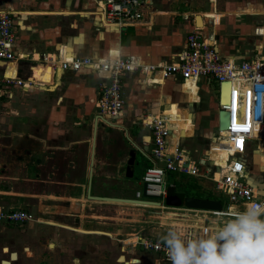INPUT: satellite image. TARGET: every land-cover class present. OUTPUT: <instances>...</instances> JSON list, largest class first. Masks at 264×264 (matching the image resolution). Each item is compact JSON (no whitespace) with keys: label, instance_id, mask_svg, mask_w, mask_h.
I'll use <instances>...</instances> for the list:
<instances>
[{"label":"crops","instance_id":"1","mask_svg":"<svg viewBox=\"0 0 264 264\" xmlns=\"http://www.w3.org/2000/svg\"><path fill=\"white\" fill-rule=\"evenodd\" d=\"M72 1L77 3L72 2L70 3L71 5L66 4L64 6L61 0H0V11H8L13 16L15 36L13 51L14 55H17L12 60L0 62V74L17 76L18 69H16V64H19L21 57H29L30 62L36 64V66H29V63L25 59H22L24 67L25 64L28 65V71H25L20 78H29L38 82L37 86L34 87H15L12 89V93L14 94L12 100L4 103L7 106H5L7 116H0V131L13 132L10 124H7L9 123L7 120L17 116L22 117V113L31 115L33 110H35V113H38L37 109L43 114L50 113L49 124H51V132H49V145L46 143V132L45 134L43 132H22V137L28 136L38 139L42 143L44 151L49 147L50 152L54 154L60 152L70 154L76 148L77 150L83 149L82 155L86 158V160L83 158L84 167L82 166L86 171L81 176H74L76 179L71 180L64 178L52 180L53 184L66 186L68 192L54 194L51 192V199H64L69 202V208L75 207L71 211H53L52 214L58 217L63 216L64 220L73 217V219L78 220L79 224L71 226L69 224L60 225L53 221L51 223L75 232L110 234L105 231L93 230L95 228L102 229L105 227L104 225H107L106 222L100 224V221L94 220L102 216L95 214L87 215L83 211L87 204L85 202L94 204L114 203L95 201L87 198L90 156L94 135L95 147L91 180V195L94 196L135 199L136 192L142 189L138 187L132 188L130 180L126 178L130 179L134 176L135 168L139 166L138 155L145 157L148 161L143 169V175L145 170L152 164V135L150 130L142 123L146 117L167 116L174 124L172 125L173 131L169 143L173 146H178V149L192 163L203 164L201 169L205 168V170L203 172L200 171L202 174H206L209 171L211 173L215 172L210 167H207L206 164L212 160L215 161V165L219 169L225 166L229 158V146H221L217 143L222 136L221 130H218V122L217 130L220 132V138L215 139L218 132L214 133L210 129L208 130L209 126L201 119L197 122V125L203 128V130L197 132L194 120L189 115L193 111L192 109L195 110L199 103L201 105L204 102L200 94L206 91L210 85H215V83L208 82L205 78H200L198 86L193 82H187L184 86H181L180 80L172 76L163 77L159 74L156 76V80L149 82L150 80H147L140 72H125L122 75L124 107L118 117L108 120L106 117H101L98 113V84L101 78L94 68L85 67L79 71L56 69L53 72L50 65L43 66L38 59L42 54H55L59 49H62L66 50L69 56L88 57L93 60H106L120 55L123 58L133 56L144 64L169 62L183 49L186 35L194 29L199 28L202 34L215 39L216 48L222 59H231L236 62L250 60L258 56L255 54L257 46L246 42H251V37L254 36L257 42L264 39V21L262 22L263 25H261V21L255 22L257 18L250 21V17L246 15H256L257 13L254 12V9H264V0L246 2L245 6L240 0L234 1L226 6V9H232L223 12L217 11V7L214 5L211 11L202 13L203 15L201 14L196 18L198 26L195 21H186L187 14L184 13V21L176 26L167 28L165 31L164 28L170 22L175 24V20L172 19L170 21L167 16H164V14L169 15L173 11L164 9L168 6L161 0H159L158 4L155 3L154 7L152 5L148 7V9L152 10L149 12L148 19L143 20V18L130 25L110 27L102 26L98 13H96L97 7L96 4L94 5V0ZM145 2H151V0H145ZM160 4L163 5V9L157 7ZM92 7L95 8V11H91ZM16 14L19 16H16ZM92 14L95 17L89 16ZM59 15H63V17L76 15L82 19H88V31L83 33L78 32L74 36L66 34L60 36L58 33L53 32L47 33L48 30L45 28L47 21L50 19L57 20V16ZM198 19H200L201 25H199ZM38 20L41 21L39 22ZM210 21L214 27L211 32H207V23ZM166 23L167 25H165ZM124 30H129L133 33L131 34L130 42L122 41ZM185 87L193 91L191 97L198 100V102L188 99L187 95L183 92V88ZM194 90H199L198 96H195ZM185 96L187 99L184 100L182 97ZM217 107L219 108V104H217ZM200 110L205 109L200 108ZM201 113L204 114L203 111ZM95 125L96 132H94ZM85 127L89 129L88 132H74L75 130H83ZM201 138L203 141H201ZM204 139L207 141L206 145L203 143ZM211 141L210 145L208 142ZM224 144L226 145L225 142H223ZM205 146L208 147L206 150H204ZM27 151L30 150L22 149V152ZM131 151L135 153V160L131 166L132 175H129L127 173V162ZM244 163L246 165L247 182L252 186H259L261 178L264 177V141L259 142L258 147L255 141L249 144ZM31 164V161L28 162L29 166H32ZM52 167L56 168L57 171L62 167L72 170L77 169L75 160L73 159H69L65 163V166H61L57 162L52 163ZM213 168L217 169L216 167ZM52 174L56 175L58 172H52ZM219 174L220 170L216 171V177ZM189 177H201L212 181L210 177H213V175L209 174L207 177L201 175ZM195 183L197 185L195 190L198 193L215 194V190L209 188L203 182L202 184L198 181ZM172 185L176 187L174 181ZM184 186L185 189L188 188L187 183ZM261 188L264 189V186ZM75 191H77V195L73 194ZM127 194H133L134 196H128ZM43 197V195L40 196V198ZM137 205L163 208L162 204L161 206ZM203 212L209 213L208 211ZM32 221L24 222L23 224L1 222V233L4 232V235L8 232L11 233L12 227L10 225L23 227L27 224L26 228L18 230L22 237V231L30 233L33 227L31 225ZM38 221L40 220L36 218V222ZM204 222L201 220V224ZM215 222L214 220V224L220 225V223ZM37 232L36 228L35 233ZM30 234H33V232ZM5 245L6 247H2V250L4 254L9 253V260H1V264L4 262H9L10 264H37V252L29 244H26L28 247L23 246L22 250L15 252H10L12 251L10 249L14 245L11 243L10 245L9 243H5ZM4 248H7L6 252ZM230 250L242 264H247L250 260H254L232 249ZM221 254H223V251ZM134 259L139 262H132ZM123 262L125 264H148L146 262L142 263V259L138 258H131L129 261H126L124 258ZM150 264L173 263L164 262L155 257Z\"/></svg>","mask_w":264,"mask_h":264},{"label":"built area","instance_id":"2","mask_svg":"<svg viewBox=\"0 0 264 264\" xmlns=\"http://www.w3.org/2000/svg\"><path fill=\"white\" fill-rule=\"evenodd\" d=\"M142 3V0L102 1L98 4L97 12L102 26H125L137 22ZM14 42L12 14L0 11V62L15 57ZM216 46L215 39L205 36L201 29L196 28L186 35L183 49L169 62L144 64L133 56L123 58L120 55L93 60L69 56L62 49L55 54H42L38 59L43 66L49 64L53 72L56 69L79 71L85 67L94 68L101 78L98 84V113L108 120L118 117L124 107L122 75L125 72H140L149 82L156 80L159 74L172 76L180 80L181 86L187 82L197 85L200 78L214 82L220 90L224 82L232 84V107L219 102V109L230 113V131L226 138L229 158L220 168L219 176L210 177L214 189L225 197L226 205L220 211L208 212L221 217L222 225L204 222L198 227L196 236L188 233L170 241L137 238L135 242L142 249L157 253L161 260L168 263L208 264L226 249L256 261L264 259V189L247 182L244 163L249 144L255 141L258 147L259 142L264 141V54L258 50L260 56L236 62L222 59ZM37 83L29 78L0 74V107L12 100L13 88H30L37 86ZM148 119L144 118L142 123L152 135V164L144 172L143 187L136 192L135 199L165 200L168 188L174 187L166 182L170 173L204 177L211 174L210 171L202 174L200 169L203 164L192 163L178 146L169 143L174 124L167 116ZM218 138L219 134L215 139ZM210 162L219 169L215 161ZM33 219V215L24 209H0V223L22 224Z\"/></svg>","mask_w":264,"mask_h":264},{"label":"rangeland","instance_id":"3","mask_svg":"<svg viewBox=\"0 0 264 264\" xmlns=\"http://www.w3.org/2000/svg\"><path fill=\"white\" fill-rule=\"evenodd\" d=\"M61 1H63L62 4L64 6L66 4L71 5L70 3L75 2L72 0ZM102 1L104 0H97V2H95V0L93 1L94 5L96 4L97 12L99 10L98 4ZM142 1L143 3L140 9L141 14L140 18L138 19L139 21L143 18V20L148 19L149 12L152 11L151 9H148V7H150V5L154 7L155 3L158 4L159 2V0H151V2H145V0ZM161 1L164 2L166 6H168L164 9L173 11L169 15L164 14V16H167L170 21L172 19L175 20V24L173 22H170L168 26L164 28L165 31L167 28L176 26L184 21V13L187 14L186 21H195L196 23V16L211 11L214 5L217 7V11L223 12L232 9H226V6L238 0H217V2L216 0ZM240 1H242L243 5L245 6L246 2L254 0ZM157 7L163 9L162 4L157 5ZM229 7L231 6L229 5ZM91 11H95V8L92 7ZM254 12H256L257 14H249L246 16L250 17V21H253V19L257 18L255 22L261 21V25H263L262 22L264 21V9L257 8L254 9ZM16 16L19 15L16 14ZM89 16L95 17L93 14ZM57 18V20L50 19L47 21V25L45 27L46 30H48L47 33L53 32L58 33V35L60 36L65 34L74 36L77 35L78 32L83 33L88 31V19H82L76 15H70L68 17L59 15L57 16ZM38 21L40 22L41 20ZM165 25H167V23ZM207 25L208 29L206 31L211 32L214 25L211 21L208 22ZM124 31L125 32L122 41L130 42V37L133 33L129 30ZM126 32L127 34H125ZM246 43H253L255 46H257V49L255 51L256 55H258L257 50H261V52L264 54V39H261L257 42L256 37L254 36L251 37V42ZM15 57H17V55ZM22 59H25L26 62L29 63V66H36V64L30 62L29 57H21L19 64H16V69H18L17 76L19 77H22L25 71H28V65L25 64L24 67ZM186 88L188 87L183 88V92L187 95L188 99L192 100L193 102H198V100L192 99L191 97L193 91ZM219 92L220 88L218 89L217 84L213 86L210 85V87L207 88L206 91L200 94L204 102L201 103V105L199 103L198 106H196L195 110L192 109L196 112H193L191 110L192 112H190L189 115L191 119L194 120L197 132L203 130V128L197 125V122L200 119L210 127H208V130L210 129L214 133L218 132L217 111L219 108L217 107V104H219ZM194 93L195 96H198L199 90H194ZM187 97L185 96L182 98H184L185 100L187 99ZM5 106L0 107V116H7V114L5 113L7 106ZM47 106L49 105L47 104ZM192 107L194 108V106ZM200 108L205 109L202 110L204 114L201 113L202 111L200 110ZM37 112L38 113H35V110H33L31 115L22 113V117L17 116L15 118L7 120V122H9L7 124H10L11 130L13 132H2V130L0 131V209L29 210L35 218L31 223L33 227L30 233L33 232V234L22 231L23 238L21 237V233H19L18 230H20L21 228H26L27 224H25V226L23 227H19L18 225H10L12 227V232H8L6 235H4V232L1 233L2 227L0 226V264L1 260H9V253L4 254L2 250V247H6L7 245H5V243H9V245L11 243L12 245H14V247L10 249L12 250L10 252L22 250L23 246L28 247L27 245L29 244L37 252V264H125L124 262H121L119 260L122 256L126 261H129L131 258H138L142 259V263L146 262L150 264V262L155 257H157L158 254L150 250H144L140 245H135L137 238H150L170 241L182 238L188 233H192L193 235L195 234L196 236V233L199 230L198 227L201 225V220H204L210 225H216L214 224L215 220L217 223H220V225H222L223 219L221 217L218 218L211 213L192 210L186 207L170 206L166 204V201L161 198H150L160 201L163 208L138 206L137 204L130 203L94 204L85 202L87 204L85 206V210L83 211L87 215L95 214L98 216H102L99 219H93L100 221V224H103V222H106L107 224L104 225L105 227L102 229L95 228L93 230L105 231L110 234H101L100 232L82 233L77 231L75 232L73 230L71 231L61 227L60 225L65 224L76 226L77 224H79V222L77 219H73V217H70V219L66 218L64 220L63 216L58 217L52 214L53 211L67 212L71 211V209H75V207L69 208V202L67 200L51 199V192H53V194L68 192L66 186L53 184L52 180L63 178L71 180L76 179L74 178V176H81L86 171L84 168H82V166L84 167L83 158L84 160H86V158L82 155L83 149H79V151L76 148L70 154L61 152L58 154H54L50 152L49 147L44 151L43 145L38 139H34L33 137L28 136L22 137V132H43V134H45L46 132V143L49 145V132H51V124H49L50 113L43 114L39 109H37ZM4 130L7 131V129L5 128ZM88 131L89 129L85 127L83 130H75L74 132ZM219 133L220 132H218V134ZM201 141H203V139ZM206 142L207 141L204 139V145H206ZM223 142H225L226 145H223ZM208 143L211 145L212 141ZM217 143L221 146H229L226 139L224 138L218 140ZM23 148L29 149L30 151L22 152ZM206 148L208 147L205 146L204 150H206ZM69 159L75 160L77 169L72 170L70 168L62 167L59 169V171H57L56 168L52 167V163L56 162L61 164V166H65V163ZM137 160L139 161V166H136L134 176L130 179H126L130 180V185L132 186V188L138 187L141 189L143 187L142 173L143 169L145 168V164H147L148 161L141 155L137 156ZM30 161L32 162V166L28 165V162ZM206 165L207 167L213 169L212 171H215L211 173L213 177H215L216 171L220 169H214L212 167V163H210L209 161ZM204 170L205 168L201 169L202 172ZM52 172H58V174L54 175L52 174ZM172 175L174 174H168L166 182L168 184H172L175 179L176 181H179L180 185L182 186L181 188H179L180 185L178 187L174 186V191H182L183 193H185L188 190L183 188L184 184H186L187 182L193 183L197 181L201 182V184L203 182L206 186L215 190L213 181L206 180L201 177H189L182 174H176L177 176H175V178L173 179ZM260 183L264 184V177L261 178ZM214 193L219 194V192H217L216 190L214 191ZM73 194L77 195L78 193L77 191H75V193ZM41 195H43L44 197L40 198ZM127 195L132 197L134 196L133 194ZM220 196L222 200L221 202L225 207V197L223 195ZM36 218L37 220H40L42 222H36ZM51 221L60 225H54L51 223ZM34 228H37V233H35ZM4 251L6 252L7 248H4ZM224 252L225 250L223 251V253ZM258 261L250 260L247 264H264V259ZM3 264L10 263L4 262Z\"/></svg>","mask_w":264,"mask_h":264},{"label":"water","instance_id":"4","mask_svg":"<svg viewBox=\"0 0 264 264\" xmlns=\"http://www.w3.org/2000/svg\"><path fill=\"white\" fill-rule=\"evenodd\" d=\"M197 16L196 18H198ZM225 83V82H224ZM222 86V85H221ZM219 102H222V88L220 93V100ZM230 116V113L227 110L220 109L218 111V130H221L223 127V124L225 123L226 116ZM230 118V117H229ZM94 132H96V125L94 128ZM94 147H95V135H94V141L92 144V152L90 156V166H89V179H88V186H87V198L90 200L95 201H101V202H114V203H159L161 205V202L158 201H151V200H138V199H128V198H118V197H105V196H94L91 195V180H92V167H93V158H94ZM135 160V153L134 151H131L129 153V160L127 162L128 168L127 173L129 175H132V169L131 166L133 165ZM259 187H263L264 185L258 184ZM166 204L170 206H177V207H186L188 209L192 210H202V211H220L223 207V203L219 200H213L208 198H198L194 196H186L183 193H178L174 191L173 187L168 188V194L165 199Z\"/></svg>","mask_w":264,"mask_h":264},{"label":"bare ground","instance_id":"5","mask_svg":"<svg viewBox=\"0 0 264 264\" xmlns=\"http://www.w3.org/2000/svg\"><path fill=\"white\" fill-rule=\"evenodd\" d=\"M198 20H199V25H201L200 19H198ZM58 70H60V69H58ZM221 88H222V102H221V104L225 105V106H230L231 105V107H232V101H231L232 84L230 82H225V83L222 84ZM220 93H221V90L219 92L218 98L220 97ZM218 102H219V100H218ZM229 117H230L229 115L226 116L225 123L223 124V127H222V129L220 131L221 135H222L220 139H222V138L226 139L227 135H228V132L230 131V129H229L230 118ZM149 119H151V117H149ZM130 204H143V205L161 206L159 203H154V204H149V203H130ZM120 261H122V262L124 261V257L123 256L120 258ZM132 262L138 263L139 261L134 259V260H132ZM208 264H242V263L238 260V258L235 257L233 252L229 249V250H226L223 254H221V255L219 254L217 257H215L213 260H211Z\"/></svg>","mask_w":264,"mask_h":264},{"label":"trees","instance_id":"6","mask_svg":"<svg viewBox=\"0 0 264 264\" xmlns=\"http://www.w3.org/2000/svg\"><path fill=\"white\" fill-rule=\"evenodd\" d=\"M175 176H177L176 174L172 175V178L174 179ZM174 182L176 183V186L178 187L180 185V182L179 181H176L174 179ZM187 192L185 193V195H189V196H194V197H198V198H208V199H213V200H219V201H222L221 200V196L220 194H201V193H198L197 190H195L196 188V183H192V182H187ZM182 186L180 185L179 188H181ZM174 188V187H173ZM183 188H185V186H183Z\"/></svg>","mask_w":264,"mask_h":264},{"label":"flooded vegetation","instance_id":"7","mask_svg":"<svg viewBox=\"0 0 264 264\" xmlns=\"http://www.w3.org/2000/svg\"><path fill=\"white\" fill-rule=\"evenodd\" d=\"M22 224H23V223H22ZM157 257H158V259H159V260H161V259H160V258H161V256H160V255H157Z\"/></svg>","mask_w":264,"mask_h":264}]
</instances>
